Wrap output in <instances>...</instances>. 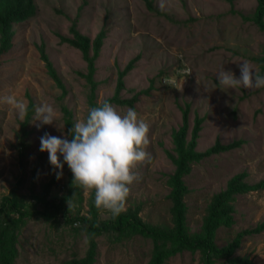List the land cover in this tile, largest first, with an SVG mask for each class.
Returning <instances> with one entry per match:
<instances>
[{
  "label": "rangeland",
  "instance_id": "374dc122",
  "mask_svg": "<svg viewBox=\"0 0 264 264\" xmlns=\"http://www.w3.org/2000/svg\"><path fill=\"white\" fill-rule=\"evenodd\" d=\"M20 3L19 10L30 4L28 15L0 27V204L15 189L27 214L0 215V264H152L159 252H165L161 264H264V187L225 195L231 184L264 182V88L230 89L216 75L223 64L238 78L243 60L264 75V30L251 19L256 0ZM102 31L92 86L85 76L87 61L69 40L75 34L88 38L92 56V43ZM48 63L62 87L50 76ZM8 95L27 105L26 117L19 118L4 102ZM106 99L121 114L134 108L150 125L151 159L133 169L140 179L130 186L126 211H136L148 228L169 235L176 133L183 130L188 143L199 120L194 151L219 148L191 161L183 176L184 234L190 240L202 236L209 211L221 204L226 211L211 241L217 250L232 243L228 255L132 230L88 231L82 218L101 224L112 219L111 212L95 205L94 190L75 186L67 164L56 178L60 170L39 151L40 137L48 132L70 140L64 108L74 125ZM43 103H53L52 125L34 120L36 106ZM46 184L48 199L61 204L52 216L37 200Z\"/></svg>",
  "mask_w": 264,
  "mask_h": 264
},
{
  "label": "clouds",
  "instance_id": "9594fccd",
  "mask_svg": "<svg viewBox=\"0 0 264 264\" xmlns=\"http://www.w3.org/2000/svg\"><path fill=\"white\" fill-rule=\"evenodd\" d=\"M238 67L240 76L237 78L231 70L225 71L222 64L216 73L218 83L230 89L264 88V75L249 61L239 62ZM3 100L12 106L19 118L27 116L25 103L11 95ZM35 113L34 120L43 125H52L56 120L53 103L37 105ZM149 132L150 125L138 118L134 108L129 107L121 114L106 99L100 106L89 108L84 121L72 125L68 130L70 140L67 136L62 138L44 132L39 151H46L49 164L54 170H60L55 171L57 179L61 178L64 164H67L75 186L94 190L95 205L117 217L127 210L130 186L140 179L133 169L151 159L146 150L150 144Z\"/></svg>",
  "mask_w": 264,
  "mask_h": 264
},
{
  "label": "trees",
  "instance_id": "16d2710c",
  "mask_svg": "<svg viewBox=\"0 0 264 264\" xmlns=\"http://www.w3.org/2000/svg\"><path fill=\"white\" fill-rule=\"evenodd\" d=\"M21 0H2L0 3V27L6 28L9 26L10 23L22 20L26 17L29 13V5H25V7L21 10L20 3ZM252 21L261 29L264 30V0H256V7L253 16L251 17ZM103 35V31L100 32L95 40L93 41V55L89 56V41L88 38L82 36L80 34H75V39L69 40L71 44L78 47L85 60L87 61L88 71L86 79L92 86L94 85V81L92 80V74L94 72V60L98 55V50L101 44V38ZM4 52V48H0V54ZM49 74L54 79L56 84L59 87H62L61 81L56 75L54 69L52 68L51 64H47ZM130 64L125 69H128ZM124 72H121L118 77L117 88H121L122 86V76ZM64 115H65V123L67 126V133L68 130L72 127L73 123L71 120V113L66 108H64ZM187 111L183 110V120L186 121ZM198 130H199V120L195 121L194 127L191 131V137L188 143L184 142V133L183 130H179L176 133L175 137V151H176V168L173 172V175L170 178L171 182V192L169 194V198L171 200V207H170V214H171V221L173 223V233L172 234H165L155 230H152L146 226L144 222L137 217L136 211H124L119 216L113 217L110 220L104 221L101 224H96L93 221L82 218L87 224L88 231L93 235H98L103 232H117L122 233L126 230H132L135 232H139L144 235L153 236L155 239L160 241H178L179 247H189V248H198L201 247L206 253H213L215 255H228L232 248L233 244H229L226 248L217 250L212 241H211V234L214 230L215 226L220 221L222 214L226 211V208L221 204L215 205L209 211V214L205 220L204 224V233L202 236L195 237L190 240L184 234V207L182 203V196L184 193V185H183V176L188 172L189 166L188 164L193 160H199L205 154L216 151L219 147H212L205 153H199L194 151L196 139L198 137ZM70 139L72 138L69 135ZM264 182H259L255 185H237L231 184L230 188L226 191V196L234 191H247V190H254L258 188H263ZM49 193V184H46L42 195L37 197L38 201H41L43 204L48 206L46 214L49 216L55 215L57 212L61 210V204L54 202L53 200L48 199ZM220 199L223 197H218L217 201L219 202ZM17 212L20 214H27L26 211L22 209V206L18 203L17 195L15 189L10 192L9 196H4L2 198L0 204V215L3 213L8 212ZM12 252L10 249L6 251L4 254V259L7 260L9 263V258ZM165 252H159L155 259L153 260L152 264H161L163 256Z\"/></svg>",
  "mask_w": 264,
  "mask_h": 264
}]
</instances>
